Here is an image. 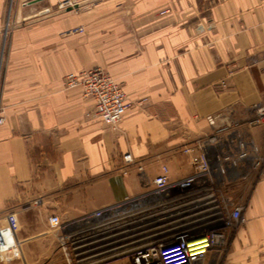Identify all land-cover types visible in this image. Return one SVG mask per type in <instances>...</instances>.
I'll return each instance as SVG.
<instances>
[{
    "label": "crops",
    "instance_id": "0c3cea01",
    "mask_svg": "<svg viewBox=\"0 0 264 264\" xmlns=\"http://www.w3.org/2000/svg\"><path fill=\"white\" fill-rule=\"evenodd\" d=\"M59 1L0 0V226L9 213L19 221L0 264L67 263L62 237L73 261L83 247L102 252L96 264H133L113 248L119 220L163 165L171 180L192 172L181 149L213 132L207 116L238 123L264 152V125L249 126L264 107V0H74L58 13ZM22 18L41 19L7 26ZM96 68L130 103L116 130L65 85ZM227 192L247 223L203 264H264V176L252 159Z\"/></svg>",
    "mask_w": 264,
    "mask_h": 264
},
{
    "label": "built area",
    "instance_id": "2783aa9c",
    "mask_svg": "<svg viewBox=\"0 0 264 264\" xmlns=\"http://www.w3.org/2000/svg\"><path fill=\"white\" fill-rule=\"evenodd\" d=\"M78 31L83 29L73 30ZM65 85L70 89L81 87L83 95L95 101L92 115L113 130L118 129L130 107L121 83L96 68L67 74ZM206 120L213 132L181 149L183 154L194 157L192 172L171 180L169 167L163 165L142 195L141 206L127 209L125 222L119 220L118 233L123 236L113 248L123 250L133 264H203L211 251L224 252L231 234L246 225L244 206L229 196L227 188L249 159L258 175L264 176V152L241 137L238 123L218 124L213 115ZM3 123L0 114V125ZM259 125H264V107H258L256 117L249 122L251 127ZM123 158L133 163L131 154ZM138 168L143 170L141 165ZM48 223L50 228L58 229L61 219L51 215ZM18 230L17 215L9 213L0 226V256L11 251ZM61 239L67 264H96L93 259L102 254L92 248L76 247L73 261L64 245L66 238Z\"/></svg>",
    "mask_w": 264,
    "mask_h": 264
},
{
    "label": "rangeland",
    "instance_id": "374dc122",
    "mask_svg": "<svg viewBox=\"0 0 264 264\" xmlns=\"http://www.w3.org/2000/svg\"><path fill=\"white\" fill-rule=\"evenodd\" d=\"M72 2H74V0H61V1H59V2H58L53 8H54V9H55V8L62 9L61 6L64 5V6H63L64 8H65V7H68V6H70V4H72ZM13 9H14V8H13ZM13 9H12V5L10 4V5H9V16H10V14H11V16H12ZM17 22L24 23V22H27V21H26V19H24V18H22V19H20V20L9 19V20H8V23H7V26L12 27V26H14V24L17 23ZM2 264H6V263L3 262ZM63 264H67V263L65 262V263H63ZM75 264H80V263H75Z\"/></svg>",
    "mask_w": 264,
    "mask_h": 264
},
{
    "label": "water",
    "instance_id": "95a60500",
    "mask_svg": "<svg viewBox=\"0 0 264 264\" xmlns=\"http://www.w3.org/2000/svg\"><path fill=\"white\" fill-rule=\"evenodd\" d=\"M80 5L79 4H73V5H70L68 7H65V8H62L58 11V13H61V12H64V11H70V10H73L74 8H78ZM41 18L39 19H35V20H31V21H28L26 23H23V24H19L18 26L21 27L23 25H28V24H31L33 22H36L38 20H40Z\"/></svg>",
    "mask_w": 264,
    "mask_h": 264
}]
</instances>
